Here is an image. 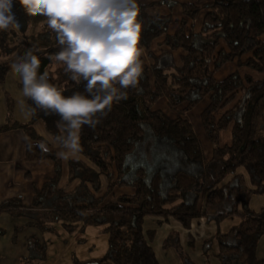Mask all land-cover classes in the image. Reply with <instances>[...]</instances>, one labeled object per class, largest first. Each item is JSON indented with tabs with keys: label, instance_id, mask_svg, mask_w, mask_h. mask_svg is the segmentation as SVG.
Segmentation results:
<instances>
[{
	"label": "trees",
	"instance_id": "obj_1",
	"mask_svg": "<svg viewBox=\"0 0 264 264\" xmlns=\"http://www.w3.org/2000/svg\"><path fill=\"white\" fill-rule=\"evenodd\" d=\"M174 4L172 0L138 4L142 22L139 47L146 50L151 61L141 56L143 72L138 84L121 89L126 98L98 113L95 127L82 126L81 156L94 167L83 160L69 161L68 181L81 180L72 191L58 189L62 161L54 150L48 147L45 152L39 147L43 138L34 131V124L42 120L48 133L63 135L57 126L59 116L36 109L28 122H17L11 119L12 102H8L0 133L21 129L32 141L25 147V160H48L55 169L53 177L41 189L36 188L30 206L21 196H14L0 202V215L25 217V226L42 232H54L56 223L71 233H79L87 225H103L108 234L107 252L98 260L80 264H161L151 245L155 229L144 228L145 216L156 215L159 223L173 216L188 226L204 208L221 204L228 195H233L230 212H240L242 219L237 228L221 235L219 256L234 252L243 258L240 251H248L254 259L256 241L264 234V205L254 212L247 203L252 193H264V134L257 132L264 121V0L183 2L181 18L170 31ZM160 6H167L169 12L152 10ZM12 11L20 27L0 30V84H4L17 57L32 49L40 61V74L47 72L49 82L62 89L63 95H87L85 81L71 80L66 66L50 59L60 46L47 17L27 15L18 0H13ZM158 37L165 47L156 53L151 43ZM56 63L60 65L54 75L50 69ZM162 98L173 115L154 108ZM204 99L200 120L212 145V156L207 160L186 117ZM27 104L34 107L28 98ZM229 127L230 141L221 144V134ZM148 138L153 139L147 149L154 163L163 165V161L171 162L166 156L179 154L180 166H186L184 161L191 166V170H178L174 184L165 193L158 189L159 174L148 180L144 168L135 175L128 171L130 156L138 146L143 149L141 142ZM101 175L108 182L105 196L113 186L124 184L132 186L133 193L105 202L104 196H95L85 185L90 182L98 191ZM185 192L194 194L192 201L182 198ZM45 198L52 200L50 208L31 213V208L43 207ZM199 198L204 200L202 209ZM241 204L239 211L236 207ZM22 229H14L13 240ZM5 231L0 225V235ZM27 250L29 254L22 257L24 264L45 254L43 243L34 234L27 238Z\"/></svg>",
	"mask_w": 264,
	"mask_h": 264
},
{
	"label": "clouds",
	"instance_id": "obj_2",
	"mask_svg": "<svg viewBox=\"0 0 264 264\" xmlns=\"http://www.w3.org/2000/svg\"><path fill=\"white\" fill-rule=\"evenodd\" d=\"M18 2L27 15L47 17V25L56 33L60 46L50 59L63 63L71 80L85 81L87 93L63 95L62 89L49 82L47 72L40 74L39 58L29 49L11 65L20 77L23 97L34 102L32 107L21 100V112L25 118L34 116L36 109L58 115L57 126L64 134L42 132L44 139L39 147L47 152L51 144L59 149L57 156L63 161L79 160L82 126L95 127L97 114L110 110L114 101L126 98L121 89L135 87L143 72L139 5L137 0ZM12 7L13 0H0V30L20 27Z\"/></svg>",
	"mask_w": 264,
	"mask_h": 264
},
{
	"label": "rangeland",
	"instance_id": "obj_3",
	"mask_svg": "<svg viewBox=\"0 0 264 264\" xmlns=\"http://www.w3.org/2000/svg\"><path fill=\"white\" fill-rule=\"evenodd\" d=\"M152 1L155 0H137V3L138 4L149 3ZM172 1H174L175 4L170 10L173 18L172 24L170 25V31L174 30L177 24V20L180 19L181 4L183 2H189L192 0H172ZM159 8L160 7H157L152 10L159 12L168 11L167 6H161V8L160 9ZM162 42L163 39L161 37L155 39L151 43L152 50L154 52H158L159 47H162V49H164L165 44H163ZM141 56L144 57L148 62L151 61L150 59H148L145 49H143V54ZM58 65L60 64L56 63L55 65L52 66V68L50 69L52 74L55 75V69L57 71L59 70V68H57ZM224 71L228 72L229 69ZM21 95H22V84L20 77L17 74H15L13 71H10L6 77L4 84H0V109L2 110V112H3V108L5 107L8 110V102L10 100L12 102V108H13L11 119L17 122H21V121L16 120L14 114L21 113V110H19L20 107L19 98ZM6 96H8L7 99ZM26 105H28L27 98H26ZM205 106H206V99L200 101L194 108L189 110L186 113V117L191 122L193 130L195 131L197 137L200 140L201 149L203 151L204 158L205 160H207L212 156V145L201 125V120H200V113ZM154 108L162 109L171 115L174 114L168 108L164 98L159 100L154 105ZM30 119L31 118L21 123H26ZM4 121H5L4 117H1L0 115V125H2ZM41 121L42 120H40L39 122L42 123ZM34 131L36 133L38 132V127L36 124H34ZM257 132L258 135L264 134V121L260 123ZM230 137L231 134L229 127L228 130H225L221 134L220 137L221 144L229 142ZM29 142L32 141L29 139ZM152 142H153L152 138H148L145 141H142L141 146H143V149L139 150L138 148L139 146H138L136 148V151L133 153V155L130 156L133 162L139 164L141 168H143L141 165L142 164L144 165V162H146V165L149 166V162L153 163L154 161V158L150 155V151L147 149L150 148ZM48 146H50V148H52L56 152L59 151L58 148L53 147L51 144H49ZM164 155H168L167 152H165ZM174 156L179 160L178 155H174ZM24 160H25V150H24ZM82 160L84 162L88 161L82 156L80 157L79 160L76 161L79 162ZM25 161L35 162V161H27V160ZM61 161L63 162L62 159ZM69 161H71V159L68 160L66 164L61 163L62 165L61 174L63 178L60 184L58 183L57 185L58 189H64V190L66 189L63 188L61 184L65 178L64 176H67V164H68V173H69ZM88 164L92 166L91 163L88 162L87 165ZM199 168L201 170V167ZM199 172L197 171L196 174H198ZM29 174L30 172H27L26 175L27 179H29ZM152 176H150L149 178H151ZM76 179L79 180V182L71 190H68L69 192L75 189L81 182L79 178H75L72 181ZM99 179H100L99 180L100 189L98 191L93 189V185L90 182L85 183V185L88 187V189H90V191L95 196H101V197L104 196L105 202L110 200H115L117 196L123 193H127V194L133 193L132 186L124 184L123 186L122 185L113 186L110 194L105 196L104 192H106L107 190L108 182L103 175H101ZM47 181H43L39 186V189H41L42 185ZM72 181H68L69 182L68 184H70ZM65 186L66 185H64V187ZM32 187L34 191L33 193V197H34L36 188L38 189L36 182H32ZM191 198H194V194H191ZM202 200L203 199L199 198L200 201L199 204L201 209H202V205H201ZM232 201H233V195H228L225 198V200L222 201L221 204L217 206H209L204 208L205 211L203 210L201 216L197 218H193L188 226H184V224L181 221H178L173 216H169L168 220L159 223L158 216L146 215L144 218V228L155 229V236L153 238V241L151 242V245L153 246V249L156 253L159 262L161 264H263L261 262L264 261V234L261 235L256 241L254 259L251 258L248 251L246 252L240 251V254L243 255V258H241L239 254H236L234 252L229 254L224 253V255L219 256V252H220L219 239H221L220 238L221 235L227 234L231 228H237L238 225L240 224V220L242 219V217L240 216V212H236V213L230 212ZM31 203L27 206H30ZM247 203L250 210L254 212L259 211L264 205V193H252L251 195H249ZM51 204H52V200L45 198L42 208L40 209L31 208L30 211L31 213L35 212L40 214L48 210ZM236 208L239 211H242V204L238 205ZM103 228H104L103 225H87L81 232L71 233L65 230L61 225V223H56L54 232H42L38 229L40 232L37 230L36 236L39 239V243L41 244L43 243L45 254L43 255L42 258H37L33 260V262L30 264H80L83 261L88 262V260H98L105 255L108 249V234L103 231ZM17 234H19V232ZM13 237L14 236L12 235V241L17 242L16 241L17 237H15L14 240ZM18 246H20V250L23 252V255L27 256L29 254L26 247L27 242L25 247L19 244ZM22 257L20 258V263L24 264L22 261Z\"/></svg>",
	"mask_w": 264,
	"mask_h": 264
},
{
	"label": "crops",
	"instance_id": "obj_4",
	"mask_svg": "<svg viewBox=\"0 0 264 264\" xmlns=\"http://www.w3.org/2000/svg\"><path fill=\"white\" fill-rule=\"evenodd\" d=\"M167 12H169V10L162 13ZM160 48L161 47H159V50L156 53L160 52ZM21 100H23L26 104V97H23V95H21L19 98V103ZM19 110H21L20 107ZM0 115L1 117H4V119H6V107L3 108V112L0 109ZM14 117L16 120L21 122L29 119L25 118L22 112L20 114H14ZM39 121L40 120L35 123L38 127L37 134L44 139L41 133L45 131L47 132V130L45 128V125L43 124V121H41L42 123H40ZM28 141L29 140L27 139L25 132L19 129L4 131L0 134V202L14 196H21L23 198V203L29 205L33 199L34 193L32 182H36L37 187L39 188L43 181L49 180L54 175L53 173L55 168L53 162L48 160L26 162L24 160V150ZM48 147L50 148V146ZM166 157L171 158V162L163 161L164 163L162 162L163 165H161L160 163L156 164L153 161V163L149 162V166L146 165V162H144V165H141L146 171L148 180H150L149 177L153 174L155 175L157 173L160 175L161 182L159 183L158 189L161 193H165L174 184V176L178 172V170H191V166L188 165L189 163L187 164L184 161L182 164H186V166H180V163H178V159L175 156L168 155ZM185 160L187 161L186 158ZM66 163L67 162L65 161L62 162V164ZM128 168L129 174L135 175L136 171L141 167L139 166V164H137L136 162L134 163L133 160L129 158ZM27 172H30L29 179L26 178ZM64 177L65 178L62 181L61 186L63 188H66L65 191L71 190L79 182V180L76 179L68 184V164L67 176ZM62 178L63 176L61 177L59 184ZM64 185L66 186L64 187ZM191 194V192H185L182 198L187 201H192L193 198H191ZM27 221L28 220L25 217H11L7 214H3L0 216V225L6 229V233L4 235H0V264H21L20 258L25 255H23V252L20 250V246H18V244L25 247L27 238L30 235H36V232L38 230L33 227L25 226ZM19 226H22L23 229L19 232V234H17V242L12 241L14 229Z\"/></svg>",
	"mask_w": 264,
	"mask_h": 264
}]
</instances>
